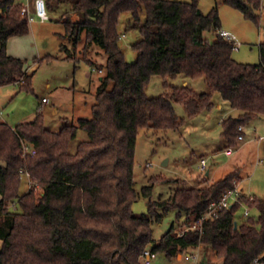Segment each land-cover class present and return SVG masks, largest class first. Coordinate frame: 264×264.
<instances>
[{
  "label": "trees",
  "instance_id": "16d2710c",
  "mask_svg": "<svg viewBox=\"0 0 264 264\" xmlns=\"http://www.w3.org/2000/svg\"><path fill=\"white\" fill-rule=\"evenodd\" d=\"M24 1H0V87L19 84L30 91L33 75L27 72L26 60L7 52L10 38L30 32L28 15L22 14ZM46 3L48 13L56 4L69 6L61 15L64 36L77 46L84 34L85 50L101 47L107 56L105 74L92 118L79 119L77 125L53 132L45 127L42 115L15 128L0 121V162L4 163L0 165V264H142L146 249L172 261L201 245L209 247L223 264H264V257L254 263L264 253V199L241 197L251 210H258V216L239 220L236 205L204 220L200 229H190L213 202L234 188L240 178L237 171L205 186H181L166 200H153L152 186L138 193L134 180L139 130H180L176 103L194 116L210 110L213 94L219 93L239 111L238 117L221 122L226 149L239 145V126L246 127L264 115V44L258 64L240 63L232 56L233 44L217 35L221 4L259 23L261 0H221L208 14L199 8V0ZM143 12L141 40L133 46L137 59L128 63L120 47V18L130 13L139 24ZM206 33H213L215 39ZM62 47L66 59H77ZM181 74L204 78L210 92L197 94L181 87L157 98L145 95L152 76ZM80 130L88 139L71 152ZM23 142L35 154L24 155ZM27 174L32 187L21 194ZM37 189L42 192L37 194ZM140 195L148 200V214L136 216L132 206ZM171 210L177 211L178 220L185 217L181 225L186 230L181 234L173 224L155 242L153 223H160Z\"/></svg>",
  "mask_w": 264,
  "mask_h": 264
},
{
  "label": "rangeland",
  "instance_id": "374dc122",
  "mask_svg": "<svg viewBox=\"0 0 264 264\" xmlns=\"http://www.w3.org/2000/svg\"><path fill=\"white\" fill-rule=\"evenodd\" d=\"M1 1V0H0ZM190 2L191 0H171ZM221 0H199V8L204 14L210 11ZM27 0L24 1L26 5ZM69 6L54 5L49 10L50 20L40 23L34 14L32 28L35 30V45L25 52L26 68L33 75L32 90L21 89L19 84L0 87V119L15 128L31 114L42 115L45 127L59 132L65 125H77L79 119L92 118V106L96 102L97 89L105 74L107 56L103 49L93 45L85 50V35L75 46L74 41L65 35L61 15ZM260 21L255 23L245 19L243 14L233 7L221 4L219 16L221 29L233 33L240 46L232 53L240 63L258 64L261 60L260 45L264 44V0H261ZM146 19L141 15V23H136L130 13H124L118 26L120 47L125 60L133 63L137 59L134 45L141 40L140 26ZM210 40L213 33H206ZM69 50L76 60L66 59ZM90 59L92 62L86 61ZM188 87L197 94L210 92L204 78H190L185 75L162 77L154 75L145 88L148 98H157L173 88ZM47 102H43V99ZM214 106L210 110L189 116L182 103H176L178 119L182 122L180 130L140 129L137 136L134 180L138 193L145 186H152L153 200H166L181 186L201 187L208 183L225 178L230 172L237 171L241 177L237 182L248 196L264 199V118L256 119L247 125L245 142L234 147V153L226 156L224 150L227 142L222 135L221 119L237 116L239 111H232L230 104L219 93L212 97ZM88 139V134L80 130L77 138L71 143L70 151L75 152L77 145ZM252 139V140H251ZM202 159L207 168L202 170ZM209 173V174H207ZM29 182L22 179L20 193L29 190ZM42 192L37 189V194ZM148 200L138 196L132 206L136 216L148 214ZM18 210V206L15 207ZM258 216V210H251ZM243 211H237V219L242 220ZM183 216L177 219V211L165 214L160 223H153L154 240L161 237L176 224L182 233L186 227ZM181 225V226H180ZM1 247V242H0ZM197 253L199 260H185L184 253L172 261L164 255H157L153 264H223L221 258L209 248L188 251L185 254Z\"/></svg>",
  "mask_w": 264,
  "mask_h": 264
},
{
  "label": "built area",
  "instance_id": "2783aa9c",
  "mask_svg": "<svg viewBox=\"0 0 264 264\" xmlns=\"http://www.w3.org/2000/svg\"><path fill=\"white\" fill-rule=\"evenodd\" d=\"M26 12V10L23 8L22 10V14L24 15ZM28 15V14H27ZM35 15L36 17L41 21V22H47L50 20L49 17V13H48V8H47V3L46 0H36L35 1ZM29 18V22L33 21V17L28 16ZM218 36L222 37L223 39L227 40L228 42H230L231 44H233L234 46V50L238 49L240 44L237 41L236 36L231 33L230 31H226V30H222L220 29L217 33ZM43 102H47V99H43ZM245 126H239V131L241 132V134L238 137L239 142H242L245 137L243 135ZM23 146H24V155L28 154L29 152H31V154H35V150L31 149V147L23 142ZM234 153L233 148H229L224 150V154L227 156H230L231 154ZM202 170H206L207 168V164H206V160L202 159ZM26 177L29 178L30 181V188L32 187V182L30 180V175L27 174ZM244 194L243 190L240 188V183L239 182H235L234 183V188L232 190H229L228 192H226L224 194V196L222 197V199L218 202H213L210 206L208 211L197 221V223L193 224L190 229H200V225L202 224V222L204 220H208V219H214L216 217H218V213L220 210L222 209H231L233 206L238 205L240 207V210L243 211V217H248L251 214V209L250 207L246 204V202H244L241 197ZM251 200H253V196H249ZM183 234V232L181 233ZM157 257V255L152 252L151 249H146L142 255V264H153V261L155 260V258ZM264 257V253L255 260L254 263H259V260L261 258ZM185 260H199V255L196 253H184V257Z\"/></svg>",
  "mask_w": 264,
  "mask_h": 264
},
{
  "label": "crops",
  "instance_id": "0c3cea01",
  "mask_svg": "<svg viewBox=\"0 0 264 264\" xmlns=\"http://www.w3.org/2000/svg\"><path fill=\"white\" fill-rule=\"evenodd\" d=\"M35 1L36 0H27L26 5H24V9L26 10L28 16H33L35 14ZM62 22H63V20H62ZM40 23H45V22H41L40 21ZM34 38H35V30L32 28V23L30 22V32H29V34H27L25 36H15V37H12V38L9 39L8 44H7V52H8V54L11 55V56H14L16 58L25 60L24 59L25 52H27L29 50V47L33 48V46L35 45ZM232 111H235V110L232 109ZM238 116L239 115H237L235 117H238ZM36 117H37V114L28 115V116L25 117V119H23L24 120L23 123L24 122H31ZM262 118H264V115L260 116V117H257L256 119H262ZM256 119L254 121H257ZM222 120L223 119H221V122H222ZM0 121H1V119H0ZM1 122H4V121H1ZM246 128H248V127H245V129H244L243 135H244L245 139L242 142H245L247 140V137H248L247 133L245 132ZM242 142H240V143H242ZM231 155H233V154H231ZM0 165H4V163L0 162ZM240 177H241V175H240ZM27 180H28V182L30 184V181H29L28 177H27ZM242 180H243V178H242ZM29 189H30V187H29ZM0 199H1V196H0ZM204 248H205V246L201 245L198 249L203 250Z\"/></svg>",
  "mask_w": 264,
  "mask_h": 264
},
{
  "label": "water",
  "instance_id": "95a60500",
  "mask_svg": "<svg viewBox=\"0 0 264 264\" xmlns=\"http://www.w3.org/2000/svg\"><path fill=\"white\" fill-rule=\"evenodd\" d=\"M207 174H209V173H207ZM236 226H237V223H236Z\"/></svg>",
  "mask_w": 264,
  "mask_h": 264
}]
</instances>
